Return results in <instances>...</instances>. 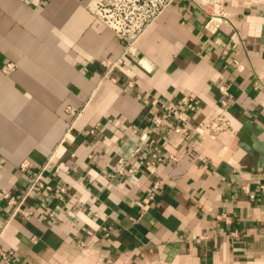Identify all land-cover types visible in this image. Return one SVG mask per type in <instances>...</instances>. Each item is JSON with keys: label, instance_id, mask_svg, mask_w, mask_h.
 <instances>
[{"label": "crops", "instance_id": "1", "mask_svg": "<svg viewBox=\"0 0 264 264\" xmlns=\"http://www.w3.org/2000/svg\"><path fill=\"white\" fill-rule=\"evenodd\" d=\"M90 1L0 0V194L25 186L23 160L36 169L51 153L44 177L67 188L32 195L33 215L12 220L11 264H264V0L226 1L216 32L196 0H176L113 79L103 63L123 44ZM188 94L199 101L185 111L190 137L171 118L154 125ZM222 98L235 135L202 136ZM68 107L83 110L67 134ZM170 154L176 163L158 160ZM120 158L133 173L113 175ZM152 163L164 180L133 222ZM8 212L0 199V223Z\"/></svg>", "mask_w": 264, "mask_h": 264}, {"label": "built area", "instance_id": "2", "mask_svg": "<svg viewBox=\"0 0 264 264\" xmlns=\"http://www.w3.org/2000/svg\"><path fill=\"white\" fill-rule=\"evenodd\" d=\"M176 0H91L88 7L95 13V15L111 28L118 39L123 44L122 51L113 62H105L104 76L105 78L113 79L109 74L117 68H120L124 60L129 56H136L138 53V44L145 36L148 30L157 22L162 13L168 9ZM226 1L228 0H196L201 11L207 15L205 26L208 30L216 32L219 29L221 22L227 17L225 10ZM259 1V0H257ZM15 69L13 62L6 63L2 70L6 74H10ZM219 90L223 95L229 94V85L221 83ZM223 105L222 112L216 117L201 123V135H217L220 133H229L234 136L236 130L234 129L231 119L227 114V101L222 98ZM163 106L161 114L156 115L152 120L156 127H161L164 121L173 119L174 132L177 134H184L186 137L192 135V131H196L192 120L185 116V111H196L199 107V101L193 94H188L182 97L179 104L175 107ZM83 108L68 107L67 111L71 115V121L68 125L67 134L74 127L76 120L82 113ZM137 131V130H136ZM150 143H155L151 140ZM140 151L138 148L136 152ZM55 158L54 153L47 157V161L40 167L34 168V165L29 160H23L18 169L25 175L26 184L21 189L19 194L11 191H5L0 194V199L5 201L8 206V217L0 223V259L11 264L12 251L6 250L2 246V239L10 226L12 220L18 215L22 214L25 217L33 215V207L28 205L29 198L42 190L53 191L55 188L60 195L67 192L65 185H58L54 187L46 181L44 175L48 167L53 163ZM159 161L165 160L169 164H174L178 161V157L170 154L166 159L159 157ZM55 170L60 171V166H56ZM129 171L134 172V169L126 165L123 158L118 160L114 169L113 175L125 174ZM263 181L258 185L257 193L264 194V171L260 173ZM149 176L153 178V184L148 194L138 201L139 211L136 217L132 218L133 222L139 221L145 214L147 205L154 201L156 191L160 188L164 178L158 174L154 163H152L149 170ZM244 193L250 194L251 187L249 184L242 186ZM48 217H53L54 213L51 210L46 211ZM217 218L229 221V216L226 212L219 213ZM108 235V233H107Z\"/></svg>", "mask_w": 264, "mask_h": 264}]
</instances>
